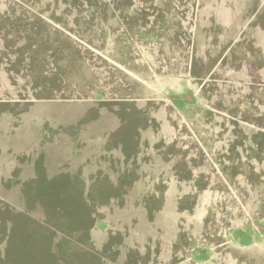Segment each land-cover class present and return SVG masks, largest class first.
Returning a JSON list of instances; mask_svg holds the SVG:
<instances>
[{
    "label": "rangeland",
    "instance_id": "1",
    "mask_svg": "<svg viewBox=\"0 0 264 264\" xmlns=\"http://www.w3.org/2000/svg\"><path fill=\"white\" fill-rule=\"evenodd\" d=\"M0 264H264V0H0Z\"/></svg>",
    "mask_w": 264,
    "mask_h": 264
}]
</instances>
